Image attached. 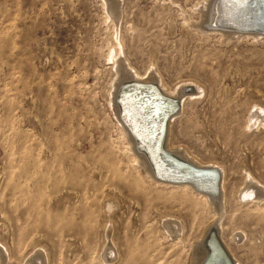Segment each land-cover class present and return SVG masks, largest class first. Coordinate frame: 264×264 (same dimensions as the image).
Returning <instances> with one entry per match:
<instances>
[{"label":"rangeland","instance_id":"rangeland-1","mask_svg":"<svg viewBox=\"0 0 264 264\" xmlns=\"http://www.w3.org/2000/svg\"><path fill=\"white\" fill-rule=\"evenodd\" d=\"M119 1L117 18L111 0H0L7 264H25L41 246L49 264H109L101 256L108 220L115 264H178L187 249L164 234L160 218L180 217L187 232L211 221L209 204L190 189L139 175L109 109L112 83L127 65L170 87L189 79L203 87L174 119L172 141L224 166L226 240L243 263L264 264V200L236 198L247 173L264 185V125L249 123L254 105L264 108V35L204 29L205 0ZM184 83L191 82L178 90ZM233 230L246 232L244 248Z\"/></svg>","mask_w":264,"mask_h":264},{"label":"bare ground","instance_id":"bare-ground-1","mask_svg":"<svg viewBox=\"0 0 264 264\" xmlns=\"http://www.w3.org/2000/svg\"><path fill=\"white\" fill-rule=\"evenodd\" d=\"M205 1L207 2L206 4H203L202 7L208 9L209 19L207 18L208 23L204 24V29L222 30L224 34L236 33L239 35H264L263 33L244 31L252 29L264 31V0ZM108 3V13L110 16L112 13L118 18L120 1L111 0V2ZM114 62L117 64L118 61L116 60ZM149 66L151 67L150 70H152L154 68V62ZM127 68L128 70L122 67L119 71H117V79L114 83H112L114 85L111 95H109V109H111L115 121L123 132L127 150L134 157V164L137 167L139 175L141 177H148L156 183L165 185L170 184L175 187H186L190 189L196 195L205 199V201L209 204V210L212 214L210 219L211 221L209 223L206 222L198 230L191 231V229H189L188 232L184 227V220L180 217L172 214L165 215L160 218L161 227L165 232L164 234H166L169 238H173L175 236V239L180 243L181 248H183V250H185V248L187 249L184 259H179L178 264H199L206 259L209 249L211 250V257L206 264H217L215 258L218 259L221 257V254L216 249L215 244L209 241V249L205 248V237L207 236L210 228L218 229L220 235L219 237L222 243H224L228 251L231 253L233 259L235 257L237 262L236 264H257L251 262L243 263L236 253H234L235 250L232 245H230L228 240H226L224 234L225 223H222V218L224 215L226 216L228 212V180L230 179L226 176L224 166L215 160L200 159L192 154L187 146L181 144L180 142L173 143L172 141V125L174 119L180 114H183L182 111L185 101L190 99L193 94L202 92L203 87L190 79L180 81L170 87L161 78H156L152 71L140 74L129 65H127ZM128 81L155 83L163 91V93L173 97H180L182 106L180 105L178 114L169 118L167 143L165 144L164 142V145H162L168 151L197 166L217 167L221 172V181L218 187L213 173L198 176L195 174L196 171H193L189 167H183L181 173L185 175L181 176V179H176L177 177L175 175L177 174L171 171L173 168L172 162L169 161L165 155L162 146L159 145L158 139H156L155 136L153 137V129H150L148 126L149 123L151 126L155 124L154 120L150 118L149 113L153 115L155 114L156 117H158L156 114L159 113V109L155 106L156 102L153 99L156 97V93L153 88L149 86L146 87L149 96L146 98H138V96H136L134 86H127L126 89H122L120 92L122 85L124 86ZM186 81L191 83H184L185 86H182L183 88L181 91L180 89L178 90L179 85ZM190 84H194L196 86H194L195 91L185 92V87ZM150 98L152 99L150 100ZM249 123H251L250 125L255 124L256 126H263L264 108L259 105H254V109L249 115ZM156 125H158V123ZM155 128L156 127H154V130ZM183 180H190L191 182L189 183ZM236 194L237 197H235L238 199H244L245 203L258 202L260 200H264V185L259 183V181L247 173L243 186L238 188ZM225 220L227 221V216ZM103 226V229L105 230L103 233L105 245H103L101 256L110 263L115 264L119 257V250L117 244L113 241V224L108 220ZM233 235H235L234 238L236 241L239 242L238 245L236 244V248H244V244H240V242L243 241L244 238H247L246 232L243 230H233L231 232V236ZM173 256L181 257V254L176 251ZM49 260L46 248H43L42 246L34 247L26 256L25 264H49ZM8 261H10V252L0 241V264H7ZM159 261L160 258L157 259L158 264L161 262Z\"/></svg>","mask_w":264,"mask_h":264},{"label":"water","instance_id":"water-1","mask_svg":"<svg viewBox=\"0 0 264 264\" xmlns=\"http://www.w3.org/2000/svg\"><path fill=\"white\" fill-rule=\"evenodd\" d=\"M217 19V18H216ZM244 31H248V32H255V33H263L264 31H260L258 29H252V30H244ZM126 84V83H125ZM127 86H136L134 83H129L127 82V85H122L120 92L122 91V89H126ZM144 87H152L153 90L156 93V97H154L153 99L155 100H159L161 103L166 104V106H168V109L165 113L160 126H161V130H160V137L162 135V139L160 140L159 135H154L156 139H158L159 145L162 146L165 155L167 156V158L169 159V161L172 162V172L177 174L175 175L177 178L176 179H181V176H184L185 174H182V168L183 167H189L191 168L193 171H196L195 174H197L198 176H203L209 173H213V175L216 178V185L217 187L219 186V179H220V170L217 167H212V166H197L191 162H189L186 159H183L177 155H175L174 153L168 151L167 149H165L163 147L164 142H165V133H166V127H167V119L169 117L170 114H172L173 112L176 111V109H178V98L176 99H172V98H167L166 96H164V94L162 92H160L157 88V86L155 84H151V85H142ZM185 92H193L195 91L194 85L193 86H186L185 87ZM119 92V93H120ZM149 97V96H147ZM152 98H150L151 100ZM153 136V137H154ZM163 144V145H162ZM173 181H177V180H173ZM186 182H191L190 180H183ZM179 182V181H178ZM211 241L215 244L216 249L218 250V252L221 254L218 259L215 258V260L217 261V264H236L234 262V259L232 258V256L230 255V253L228 252V250L226 249V247L224 246V244L222 243L220 237H219V231L218 229H214V228H210L209 232L207 233V236L205 237V248H208V242ZM211 257V250L209 249L208 253H207V257L205 260H203L202 262H200L199 264H206L208 262V260Z\"/></svg>","mask_w":264,"mask_h":264}]
</instances>
